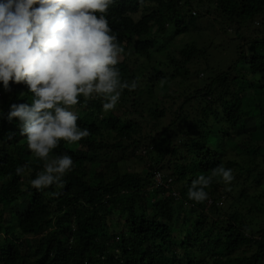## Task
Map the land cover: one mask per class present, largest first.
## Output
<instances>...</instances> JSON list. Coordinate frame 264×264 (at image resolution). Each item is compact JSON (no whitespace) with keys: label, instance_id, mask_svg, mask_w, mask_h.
I'll return each mask as SVG.
<instances>
[{"label":"trees","instance_id":"1","mask_svg":"<svg viewBox=\"0 0 264 264\" xmlns=\"http://www.w3.org/2000/svg\"><path fill=\"white\" fill-rule=\"evenodd\" d=\"M106 18L124 52L132 49L146 63L154 53L174 49L173 55L138 72L120 62L122 80L138 87L125 89L112 111H103L99 99L80 97L77 124L89 136L75 145L61 141L50 153L73 159L63 187L32 188L44 162L32 159L19 122L5 118L10 105L30 104L31 94L23 83L10 81L7 92L0 86V264H264V226L254 232L248 217L225 208L222 196L232 200L216 183L219 177L205 189L210 205L187 197L194 179L221 164L237 179L243 174V184L264 176V155L252 152L239 162L225 158L224 146L244 125L242 94L257 88L264 98V0H116ZM211 22L246 40L223 70L210 68L207 54L215 45L204 39L216 28ZM181 39L187 42L174 48ZM151 74L179 87L165 95L171 120L159 132L165 99L148 113L150 129L138 121ZM257 109L264 121V107ZM127 151L148 167L146 176L122 172L110 161ZM20 166L25 170L17 175ZM164 166L172 183L154 187L152 178Z\"/></svg>","mask_w":264,"mask_h":264},{"label":"clouds","instance_id":"2","mask_svg":"<svg viewBox=\"0 0 264 264\" xmlns=\"http://www.w3.org/2000/svg\"><path fill=\"white\" fill-rule=\"evenodd\" d=\"M115 2L0 0V86L7 92L10 81L23 83L31 94L30 104L10 105L5 118L19 122L27 148L44 162L43 170L31 180L37 191L63 187V178L73 168L70 155L50 158L59 143L76 144L90 134L77 124L74 106L80 97L99 99L102 110L109 112L125 89L138 87L136 81L122 80L116 67L124 49L106 18ZM24 170L25 166L18 167L17 175ZM216 177L231 185L233 170L221 164L210 176H198L188 188V199L207 201L205 189Z\"/></svg>","mask_w":264,"mask_h":264},{"label":"rangeland","instance_id":"3","mask_svg":"<svg viewBox=\"0 0 264 264\" xmlns=\"http://www.w3.org/2000/svg\"><path fill=\"white\" fill-rule=\"evenodd\" d=\"M205 23L206 22H203L202 24L206 25ZM211 23L215 25L216 28L208 30V36L204 39L206 41L212 42V44L215 45V47H212L207 54L209 57L208 59L210 62V68L223 70L228 67V65L235 57H238L236 48L238 47V45L246 43V40L244 38L239 40L238 36H236L231 30H228V33H223V31L220 30L219 26L215 24V22ZM187 40H189V38H187ZM187 40H175L173 43L174 48H178L179 46L181 47L187 42ZM206 41H202V43H207ZM249 49L251 48H248V50ZM173 50L174 49H170L168 51H162V53H154L151 63H146L145 60L137 57L133 53L132 49H128L123 53L121 62L124 61L130 70L138 72V70H141L142 67L140 66L142 64H145V67H155L160 61H165L167 55L169 57L173 55ZM151 76L152 77L150 79V83L153 87L150 86V88L145 89L147 92L148 89H150V91L148 94H145L143 96V119L138 121L142 129H150V126L146 123L147 120H150L148 113L150 112V110L156 109V103L159 102V99H165L167 101L165 106L166 115L161 120L162 124L159 126L157 131L159 132L163 130L171 120L168 116L171 110H168L167 108L168 106L172 105V103L169 97H165V95H169V93H171L172 91L179 90V87L176 84L170 85L165 81L156 82L154 75L151 74ZM192 79L195 80L196 78ZM259 93V90L255 88L242 94L241 99L246 119L244 125H242L241 127H237L236 130H234L232 133V138L228 140V143L224 144V146L226 147L225 158L228 159L235 157L237 161L245 162L249 160L246 154L250 155L252 152H256L259 159H261L262 155H264V121L260 119L259 110L257 109L259 104L264 107V98L261 97ZM175 103L172 111L177 107V105L181 103V100L177 102L175 101ZM117 105H121V103L118 102ZM74 110L77 111L76 106H74ZM189 113L192 116L193 112L189 110ZM191 123L192 121L188 120L186 126L184 127V134L188 132L187 129L190 127ZM177 133V129H172V135H176L174 139L175 141H178ZM210 143L212 146H215L218 143V138H216L215 136L210 140ZM137 152H139V155L141 154V151ZM135 154L138 155L137 153ZM136 155L132 154L131 151H127L125 152V154L121 153V155L115 153V156L111 158L110 161H117L118 169L122 172L139 173L142 176H146V174L149 172V169L141 160L138 159V156ZM121 158L123 159L121 160ZM32 159L38 160V158L34 155L32 156ZM96 160L98 161V159ZM164 167L165 168L163 169L162 173L167 174L170 170L168 169V166ZM259 170H262V168ZM244 178L245 176H243V174L239 179L234 176V180L232 181L231 185L228 186H226L221 180L215 181L218 185H220V187H223L225 193H229V198H231L232 200L227 202L226 200L228 199V196H226L225 194L224 196H222L223 200L225 201V208H233L232 211L236 210L239 213L243 214L244 217H248L247 223L251 225L250 227L255 232L256 230L264 226V176L259 179L261 181V184L259 186H257L256 184V182L259 181L257 180L259 178L258 176L256 177L255 175H253L252 178L250 177L248 182H245L243 184L242 179ZM26 205L27 202L25 201L22 206ZM149 207L150 206L148 205V208ZM111 218L112 224L116 225L117 222L115 221L117 218ZM180 225L181 223H179V226Z\"/></svg>","mask_w":264,"mask_h":264},{"label":"built area","instance_id":"4","mask_svg":"<svg viewBox=\"0 0 264 264\" xmlns=\"http://www.w3.org/2000/svg\"><path fill=\"white\" fill-rule=\"evenodd\" d=\"M153 183L155 187H168L171 185L172 183V178L171 177H167L164 174H162L161 172H156L153 176ZM173 196H177V193H173ZM211 202L210 200H208V205H210ZM218 205H222V202H219Z\"/></svg>","mask_w":264,"mask_h":264}]
</instances>
